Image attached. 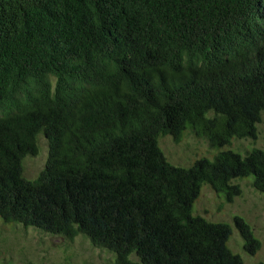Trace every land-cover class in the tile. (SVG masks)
Segmentation results:
<instances>
[{
	"label": "trees",
	"instance_id": "obj_1",
	"mask_svg": "<svg viewBox=\"0 0 264 264\" xmlns=\"http://www.w3.org/2000/svg\"><path fill=\"white\" fill-rule=\"evenodd\" d=\"M263 115L264 0H0L5 222L85 235L114 264H245L231 225L194 204L205 184L232 202L238 178L264 193V150L186 168L159 140L190 128L224 148L257 140ZM41 133L48 159L29 180ZM234 221L256 254L250 224Z\"/></svg>",
	"mask_w": 264,
	"mask_h": 264
},
{
	"label": "rangeland",
	"instance_id": "obj_2",
	"mask_svg": "<svg viewBox=\"0 0 264 264\" xmlns=\"http://www.w3.org/2000/svg\"><path fill=\"white\" fill-rule=\"evenodd\" d=\"M167 159L176 166L192 167L201 158L213 160L222 150H234L245 155L253 148L264 150V115L258 125V139H233L224 148H213L205 137H199L190 128L182 140L177 142L171 136L159 140ZM39 155L28 156L24 160V176L35 180L45 168L49 144L44 134L38 137ZM242 187L240 196L229 202L223 193L216 192L205 184L194 204V215H201L212 222H226L232 227L228 247L239 254L245 264L264 261V193L253 186L252 177L238 178L234 181ZM243 217L251 226L261 247L256 254L245 250V240L238 229L234 217ZM137 260L136 254L131 257ZM114 264L115 254L95 246L92 240L79 235L74 240L63 236L48 234L33 227L12 224L0 218V264Z\"/></svg>",
	"mask_w": 264,
	"mask_h": 264
}]
</instances>
